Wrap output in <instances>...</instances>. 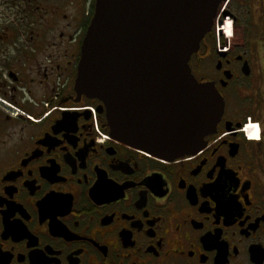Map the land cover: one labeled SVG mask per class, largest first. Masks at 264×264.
Returning a JSON list of instances; mask_svg holds the SVG:
<instances>
[{
    "label": "flooded vegetation",
    "instance_id": "flooded-vegetation-1",
    "mask_svg": "<svg viewBox=\"0 0 264 264\" xmlns=\"http://www.w3.org/2000/svg\"><path fill=\"white\" fill-rule=\"evenodd\" d=\"M94 7L0 0V264H264V0L219 5L189 68L223 111L174 161L82 110L101 106L75 88Z\"/></svg>",
    "mask_w": 264,
    "mask_h": 264
},
{
    "label": "water",
    "instance_id": "water-1",
    "mask_svg": "<svg viewBox=\"0 0 264 264\" xmlns=\"http://www.w3.org/2000/svg\"><path fill=\"white\" fill-rule=\"evenodd\" d=\"M222 1H95L75 88L101 103L113 140L168 161L200 150L223 103L188 63Z\"/></svg>",
    "mask_w": 264,
    "mask_h": 264
},
{
    "label": "built area",
    "instance_id": "built-area-1",
    "mask_svg": "<svg viewBox=\"0 0 264 264\" xmlns=\"http://www.w3.org/2000/svg\"><path fill=\"white\" fill-rule=\"evenodd\" d=\"M90 110H91V112H92V114H93L94 129H95V131H96L98 134L101 135V133H100V129H99V125H98V122H97V120H96L95 112H94L93 109H90Z\"/></svg>",
    "mask_w": 264,
    "mask_h": 264
}]
</instances>
